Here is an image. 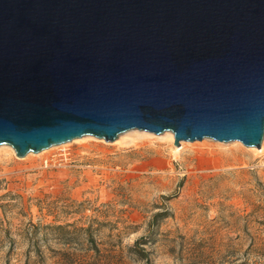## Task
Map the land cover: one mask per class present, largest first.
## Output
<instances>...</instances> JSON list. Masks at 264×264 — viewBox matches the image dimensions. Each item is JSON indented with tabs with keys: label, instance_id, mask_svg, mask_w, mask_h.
<instances>
[{
	"label": "water",
	"instance_id": "95a60500",
	"mask_svg": "<svg viewBox=\"0 0 264 264\" xmlns=\"http://www.w3.org/2000/svg\"><path fill=\"white\" fill-rule=\"evenodd\" d=\"M131 129L259 148L264 0H0V145Z\"/></svg>",
	"mask_w": 264,
	"mask_h": 264
},
{
	"label": "rangeland",
	"instance_id": "374dc122",
	"mask_svg": "<svg viewBox=\"0 0 264 264\" xmlns=\"http://www.w3.org/2000/svg\"><path fill=\"white\" fill-rule=\"evenodd\" d=\"M154 135L0 145V264H264V132L179 151Z\"/></svg>",
	"mask_w": 264,
	"mask_h": 264
},
{
	"label": "bare ground",
	"instance_id": "6f19581e",
	"mask_svg": "<svg viewBox=\"0 0 264 264\" xmlns=\"http://www.w3.org/2000/svg\"><path fill=\"white\" fill-rule=\"evenodd\" d=\"M164 134V135H163ZM140 135V134H139ZM145 135H147V133H145L144 135H140V137L142 138L143 136H145ZM162 139H166L168 142H170V143H173V134L171 133V132H169V131H167V132H164V133H162ZM154 137H156L155 135H154ZM83 137H79V138H76V139H74L73 141H77V140H80V139H82ZM184 142H181L180 143V147H181V145L183 144ZM233 143H235V142H233ZM66 145V143L65 144H59L58 146H56V145H53L54 147H62V146H65ZM236 147V146H235ZM52 148V146L51 147H48L47 149H44V150H41V152H39V153H37V154H34V153H32V152H28L26 155L27 156H30V155H40V154H42V153H44V152H46V151H48V150H50ZM236 148H238V146L236 147ZM252 149H254V148H252ZM174 150L175 151H179L180 150V148H178V147H176V146H174ZM225 155V154H224Z\"/></svg>",
	"mask_w": 264,
	"mask_h": 264
}]
</instances>
